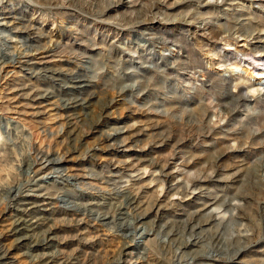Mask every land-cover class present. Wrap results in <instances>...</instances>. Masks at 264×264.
<instances>
[{"label": "rangeland", "instance_id": "obj_1", "mask_svg": "<svg viewBox=\"0 0 264 264\" xmlns=\"http://www.w3.org/2000/svg\"><path fill=\"white\" fill-rule=\"evenodd\" d=\"M261 72L264 0H0L4 264H264Z\"/></svg>", "mask_w": 264, "mask_h": 264}, {"label": "bare ground", "instance_id": "obj_2", "mask_svg": "<svg viewBox=\"0 0 264 264\" xmlns=\"http://www.w3.org/2000/svg\"><path fill=\"white\" fill-rule=\"evenodd\" d=\"M119 2V1H118ZM115 6V5H114ZM259 76H260V82H262L263 81V79H264V72H261L260 74H259ZM80 79L82 80L83 78H81L80 77ZM72 86V85H71ZM79 87V86H78ZM83 89V88H82ZM84 89H85V87H84ZM78 91H79V89H78ZM84 93V92H83ZM81 96V95H80ZM89 97V96H88ZM87 96H86V99L88 98ZM70 98V97H69ZM73 98V97H72ZM76 98H77V96H76ZM76 98H75V100H76ZM81 98V97H80ZM83 98V97H82ZM74 99V98H73ZM242 99V98H241ZM83 100V99H82ZM66 101H67V99H66ZM84 101V100H83ZM82 102V101H81ZM69 104H70V102H69ZM78 104H80V103H78ZM67 105V104H66ZM65 106V105H64ZM69 106V105H68ZM76 106V105H75ZM66 107V106H65ZM73 107H74V105H73ZM113 138V137H112ZM43 154V153H42ZM46 155V154H45ZM45 157V156H44ZM52 159V158H51ZM52 161V160H51ZM56 161V160H55ZM57 163V162H56ZM41 168H43V167H41ZM167 174V173H166ZM168 175V174H167ZM37 185V184H36ZM42 187H43V185L42 184H40V185H37L36 187H34V188H31V186H30V188L29 189H26L23 193H22V195L18 198V201H17V207H16V210L17 211H20L21 212V214L23 213V212H26V211H31L33 208H37V206L39 205V204H43V205H45V204H49L51 201H53V200H55V198H57L55 195H52V194H54V193H52L51 195H50V193L52 192H50L48 195H47V193L46 192H42ZM44 188H45V186H44ZM48 188V187H47ZM58 189V188H57ZM61 189V188H60ZM59 189V190H60ZM47 190V189H46ZM50 190V189H49ZM62 190V189H61ZM132 190H133V188H132ZM66 191V190H65ZM128 191V190H127ZM131 191V190H130ZM138 191V190H137ZM58 192H60V191H58ZM58 192H56V193H58ZM132 192V191H131ZM135 192H136V190H135ZM17 193V192H16ZM63 193V192H62ZM67 193V192H66ZM66 193H64V194H66ZM127 193V192H126ZM129 193V192H128ZM133 193H134V191H133ZM13 194V193H12ZM61 194V193H60ZM137 194V193H136ZM68 195H69V192H68ZM70 196V195H69ZM132 196V195H131ZM135 196V195H134ZM137 196V195H136ZM127 197V196H126ZM133 197V196H132ZM61 198V197H60ZM139 198V197H138ZM66 199V198H65ZM134 201H135V198L133 199ZM56 201V200H55ZM61 201H65V200H61ZM133 201V202H134ZM98 203V202H97ZM51 204H52V202H51ZM60 204V203H59ZM90 204V203H89ZM101 204V203H100ZM99 204V205H100ZM50 206V205H49ZM52 206H54V205H52ZM57 206V205H56ZM40 207V206H39ZM46 208H48V206L46 207ZM57 208V207H56ZM42 209V208H41ZM15 210V211H16ZM43 210V209H42ZM73 210V209H72ZM71 210V211H72ZM52 211V210H51ZM18 214H20V213H18ZM20 214V215H21ZM24 214V213H23ZM73 214V213H72ZM18 216V217H16L17 219H16V221L13 223L14 225H13V227H12V234H14V235H20L19 236V239H20V242L21 243H25L28 239H29V235L26 233V229L27 230H29L28 228H27V224L25 223L26 221H27V219H26V221H25V218H22V216ZM32 216V215H31ZM34 216V215H33ZM39 216V215H38ZM37 216V217H38ZM49 216H50V214H49ZM106 217H107V215H105ZM36 217V218H37ZM44 217V216H43ZM51 217V216H50ZM49 217V218H50ZM78 217V216H77ZM30 218V217H29ZM28 218V219H29ZM40 218V217H39ZM45 219H47V218H45ZM15 220V219H14ZM37 220H38V218H37ZM43 220V219H42ZM41 220V221H42ZM49 219H47V221H48ZM13 221V220H12ZM11 221V222H12ZM40 221V220H39ZM40 221V222H41ZM46 221V220H45ZM32 222V221H31ZM33 223V222H32ZM38 223V222H37ZM44 223V222H43ZM34 224V223H33ZM40 224V223H39ZM45 224V223H44ZM12 225V224H11ZM10 225V226H11ZM29 225V224H28ZM48 225V224H47ZM78 225V224H77ZM38 226V225H37ZM32 227V226H31ZM36 227V226H35ZM42 227V226H41ZM9 229V228H8ZM33 229V228H32ZM50 230H51V228H50ZM44 231V230H43ZM45 231H47V230H45ZM44 231V232H45ZM52 232V231H51ZM29 233V232H28ZM35 234V233H34ZM38 234V233H37ZM36 234V235H37ZM42 234V233H41ZM44 234H46V233H44ZM44 234H42V235H44ZM8 235V234H7ZM1 236H2V234H1ZM38 236V235H37ZM37 236H36V239H38L37 238ZM44 236H46V235H44ZM4 237H6V236H4ZM33 237H35V236H33ZM43 237V236H42ZM18 238V237H17ZM40 238V237H39ZM44 238V237H43ZM35 239V238H34ZM41 239V238H40ZM48 239H49V237H48ZM129 239V238H128ZM43 240H45V239H43ZM43 240H42V242H43ZM131 240V239H130ZM129 240V241H130ZM36 241V240H35ZM2 242V241H1ZM39 242V241H38ZM41 242V243H42ZM27 243V242H26ZM40 243V242H39ZM125 243H126V241H125ZM124 243V244H125ZM134 243V242H133ZM194 243V242H193ZM1 244H3V243H1ZM5 244V243H4ZM192 244V243H191ZM11 245V244H10ZM34 245V244H33ZM132 245V243H126V245L123 247L124 248V251L125 252H128V250L130 249V246ZM31 246V245H30ZM187 246V245H186ZM4 247V246H3ZM7 247V246H6ZM44 247V246H43ZM1 248V247H0ZM45 248V247H44ZM123 251V252H124ZM12 252V251H11ZM47 252V251H46ZM122 252V251H121ZM240 252V251H239ZM238 252V253H239ZM42 253V252H41ZM40 253V254H41ZM237 253V254H238ZM10 254V250L8 249V248H5V249H0V262H2L3 264L4 263H7V260H8V255ZM39 254V253H38ZM37 254V255H38ZM126 254V253H125ZM129 254V253H128ZM202 254V253H201ZM56 257V259H57V256H55ZM59 257V256H58ZM37 259V258H36ZM31 260V259H30ZM8 261H10V260H8ZM56 262H57V260H55ZM68 261V260H67ZM54 262V260H53V257H51L48 253L47 254H44L43 253V255L42 256H40L39 258H38V260H36V261H34L33 260V262L31 263V264H54L53 263ZM62 262H64V261H62ZM68 262H70V261H68ZM58 263H59V261H58ZM57 264V263H56ZM66 264V263H65ZM130 264V263H129Z\"/></svg>", "mask_w": 264, "mask_h": 264}]
</instances>
